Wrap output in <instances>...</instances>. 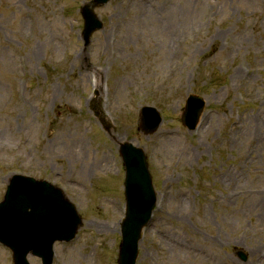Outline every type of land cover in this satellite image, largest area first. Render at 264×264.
<instances>
[{
  "label": "rangeland",
  "instance_id": "374dc122",
  "mask_svg": "<svg viewBox=\"0 0 264 264\" xmlns=\"http://www.w3.org/2000/svg\"><path fill=\"white\" fill-rule=\"evenodd\" d=\"M90 1L0 0V202L15 173L59 186L83 223L53 264H117L130 142L157 195L136 264H264V0H108L84 45Z\"/></svg>",
  "mask_w": 264,
  "mask_h": 264
},
{
  "label": "water",
  "instance_id": "95a60500",
  "mask_svg": "<svg viewBox=\"0 0 264 264\" xmlns=\"http://www.w3.org/2000/svg\"><path fill=\"white\" fill-rule=\"evenodd\" d=\"M107 2L92 0L82 6L85 45L89 44L92 33L102 28L94 8ZM204 105L201 96H188L182 114V122L188 129L195 128ZM160 122L161 117L154 107L142 108L140 128L144 133L154 132ZM120 154L125 166L126 204L118 264H135L141 232L150 220L156 195L143 150L127 142L121 144ZM81 224L75 205L59 187L21 174L9 179L0 202V243L12 251L13 264H29V253L40 257L42 264H52L55 241L72 240ZM238 256L246 259L241 251Z\"/></svg>",
  "mask_w": 264,
  "mask_h": 264
},
{
  "label": "bare ground",
  "instance_id": "6f19581e",
  "mask_svg": "<svg viewBox=\"0 0 264 264\" xmlns=\"http://www.w3.org/2000/svg\"><path fill=\"white\" fill-rule=\"evenodd\" d=\"M98 73V72H97Z\"/></svg>",
  "mask_w": 264,
  "mask_h": 264
}]
</instances>
